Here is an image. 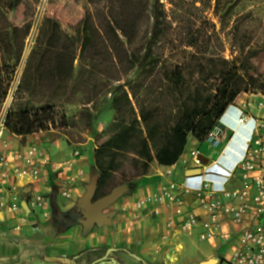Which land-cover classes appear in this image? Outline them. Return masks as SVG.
Listing matches in <instances>:
<instances>
[{
    "label": "rangeland",
    "instance_id": "obj_1",
    "mask_svg": "<svg viewBox=\"0 0 264 264\" xmlns=\"http://www.w3.org/2000/svg\"><path fill=\"white\" fill-rule=\"evenodd\" d=\"M216 4V0L196 5L194 0H24L14 12L1 6L8 21L0 18L1 25L12 22L31 28L25 38L23 28L16 34L15 50L22 47L24 52L18 63L0 48V95L16 91L10 113L54 107L56 125L44 131L49 135L78 146L100 145L109 137L107 129L116 114L114 95L140 73L158 9L166 12L168 21L154 45L160 79L167 68L171 72L180 67L186 92L194 91L202 80L210 84L207 73L218 71L227 59L241 62L240 74L255 80L246 92L264 95V0ZM191 39L195 46L187 44ZM159 84L165 89L162 102L170 108L168 83ZM64 115L67 127L61 126ZM127 166L130 170L129 162ZM114 177L113 183L123 179L119 173Z\"/></svg>",
    "mask_w": 264,
    "mask_h": 264
},
{
    "label": "crops",
    "instance_id": "obj_2",
    "mask_svg": "<svg viewBox=\"0 0 264 264\" xmlns=\"http://www.w3.org/2000/svg\"><path fill=\"white\" fill-rule=\"evenodd\" d=\"M242 110L254 118L264 116V95L241 92L218 119L224 125L220 144L211 146L189 136L175 164L162 165L153 160L146 174L117 185L123 187L121 194L101 208L91 204L98 199L85 201L95 175L96 145L70 144L49 132L26 136L9 133L6 137L14 152L34 145L40 148L42 176L37 181L28 176L15 179L27 217L21 230L14 229L15 221L0 210V264H93L103 257L120 264H231L242 230L254 222L237 224L232 214H223L218 237L201 240L200 234L206 229L201 223L209 219V210L200 206L196 192L187 185L205 177L217 183L222 179L215 176L216 172L231 170L241 160L254 126L253 119L244 124L239 121ZM76 147L82 154L75 158ZM4 152L0 143V153ZM193 152H200L207 162L197 165ZM9 155L12 159V153ZM11 165L24 163L12 161ZM169 169L173 171L171 176L166 174ZM171 184L177 199L173 203L161 190ZM241 184L238 177H233L226 187L233 189ZM62 187L70 189V198L61 195ZM38 193L48 197V217L27 209L28 199ZM148 197L153 199L139 207L138 202ZM217 197L229 201L222 193ZM191 212L200 224L184 231L183 223Z\"/></svg>",
    "mask_w": 264,
    "mask_h": 264
},
{
    "label": "trees",
    "instance_id": "obj_3",
    "mask_svg": "<svg viewBox=\"0 0 264 264\" xmlns=\"http://www.w3.org/2000/svg\"><path fill=\"white\" fill-rule=\"evenodd\" d=\"M23 1L0 0V7L14 12ZM174 1L170 0V3ZM194 1L195 5L204 2ZM216 2L218 5L219 0ZM0 18L7 21L2 12ZM153 18L151 37L142 58L140 73L128 88L114 95L112 105L116 114L107 129L109 137L94 149V166L100 173L94 200L110 193L117 185L131 183L146 174L153 160L157 159L162 165L175 164L184 153L189 136L203 141L228 106L255 82L253 77L246 79L240 74L241 62L227 59L222 60L218 71L207 73L206 81L213 80L210 84L202 80L194 91L186 92L188 84L180 67L171 72L167 68L162 76L164 79H160L157 73L160 59L155 54L154 45L161 39L168 21L162 9L156 10ZM54 24L58 26L56 22ZM22 28L25 38L30 31V24L23 27L12 22L0 24V48L4 55L10 56L16 63L24 53L22 47L15 50L16 34ZM84 35L87 42L90 38L87 26L84 27ZM194 41L191 39L187 44L195 46ZM164 80L168 83L167 92L170 91L172 96L173 105L170 108H166L162 102L165 89L159 81ZM7 94L6 91L0 95V111ZM56 116L52 106L34 112H9L6 128L8 132L22 136L42 133L50 130L51 125H56ZM61 120V126L67 127L65 115ZM117 173L123 179L120 183H113Z\"/></svg>",
    "mask_w": 264,
    "mask_h": 264
},
{
    "label": "built area",
    "instance_id": "obj_4",
    "mask_svg": "<svg viewBox=\"0 0 264 264\" xmlns=\"http://www.w3.org/2000/svg\"><path fill=\"white\" fill-rule=\"evenodd\" d=\"M15 95V90H11L7 94L0 111V143L5 150L4 153H0V210L8 212L10 219L15 221L14 229L21 230L27 217L17 192L15 179L19 176H28L32 181L41 178L42 170L39 163L42 151L36 145L19 152H14L11 148L6 137L10 133L6 128V121ZM250 119L254 120V126L252 134L247 140L245 153L231 170L215 173V176L222 180L212 184L205 177L196 184L187 185L196 192L200 206L209 210V219L201 223L206 228L200 234L201 240L218 237L221 231L220 218L223 214H232L233 220L237 224L245 221L254 222L253 225L242 230L238 249L233 251L231 264H264V116L254 118L246 110H242L239 121L244 124ZM223 133L224 125L217 121L208 131L204 140L211 146H217L222 142ZM9 153H12V159ZM73 153L75 158L82 154L77 147ZM193 154L195 163L199 166L203 165L200 152H193ZM19 160L24 163L23 166L11 165L12 161ZM172 172L169 169L166 174L171 176ZM199 177L201 178L202 175ZM233 177H238L242 184L239 187L227 189L226 183ZM173 186L171 184L161 189L163 195L172 203L177 200L172 191ZM60 192L64 197L72 196L69 188L62 187ZM221 193L229 198L228 202L217 197ZM151 199L153 198L141 199L138 202L139 207ZM48 201L46 194H35L28 199L27 209L31 212H40L44 217H48L49 212L46 210ZM199 224L198 216L191 212L187 215L182 229L190 231Z\"/></svg>",
    "mask_w": 264,
    "mask_h": 264
},
{
    "label": "water",
    "instance_id": "obj_5",
    "mask_svg": "<svg viewBox=\"0 0 264 264\" xmlns=\"http://www.w3.org/2000/svg\"><path fill=\"white\" fill-rule=\"evenodd\" d=\"M200 157H201L200 159L204 163L207 162V159H206L205 156L200 155ZM99 177H100V173L95 168V175L93 176V182L91 183V185L89 187V190H88V193H87V195L85 197V201H87L89 203H91V200L93 199L94 194L96 192V188H97V185H98ZM122 188L123 187H115V188H113L112 191L108 195H106L104 197H101L96 202L91 203V204H93L94 206L96 205L98 208L106 206L107 204L113 202L121 194V192L123 191ZM110 250H109V253L111 252ZM104 262H111L113 264H120L117 260L109 258V257H105V258L103 257L102 259L100 258L99 260H97L93 264H103Z\"/></svg>",
    "mask_w": 264,
    "mask_h": 264
}]
</instances>
